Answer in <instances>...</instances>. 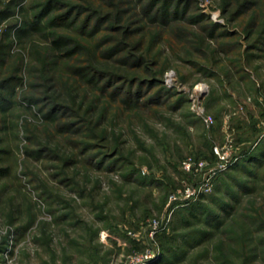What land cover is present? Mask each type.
Segmentation results:
<instances>
[{"label": "rangeland", "instance_id": "rangeland-1", "mask_svg": "<svg viewBox=\"0 0 264 264\" xmlns=\"http://www.w3.org/2000/svg\"><path fill=\"white\" fill-rule=\"evenodd\" d=\"M12 1L0 22V34L5 28L10 34L9 76L19 56L24 63L14 105L0 114V167L6 169L0 175V264H101L104 256L107 264H127L130 255L161 249L164 241L174 254L150 264H228V254L223 261L215 249L218 237L199 238L214 231L204 209L221 213L222 202L234 205L233 194L242 198L240 213L251 200L255 206L264 201V39L256 42L264 31V0L239 15L243 0H193L188 17L206 18L166 29L167 40L157 48L160 82L148 89L166 93L116 121L127 160L112 171L80 168L77 179L90 180L85 196L75 191L72 172L61 179L59 166L27 154L34 139L46 143L54 125L22 99L29 82L25 46L32 42L20 40L16 29L33 0H0V9ZM214 23L221 26L209 36ZM56 84L47 85L55 90ZM188 189L198 195L186 197ZM70 209L84 223L74 214L62 218ZM154 222L159 230L151 235Z\"/></svg>", "mask_w": 264, "mask_h": 264}, {"label": "trees", "instance_id": "trees-1", "mask_svg": "<svg viewBox=\"0 0 264 264\" xmlns=\"http://www.w3.org/2000/svg\"><path fill=\"white\" fill-rule=\"evenodd\" d=\"M192 2L33 0L24 10L21 27L16 29L20 40L32 42L25 46L29 48L25 64L29 82L28 91L22 99L27 104H35L41 112L42 122L53 124L54 127L48 132L46 143L34 139V145L28 147L27 154L36 159L43 157L52 161L54 169L59 166L61 179L67 176L68 171L72 172L75 191L82 196L90 195L87 189L90 180L84 182L77 179L82 172L80 168H88L89 174L92 169L104 167L112 171L114 163L127 160L122 147V134L116 132V121L124 114L156 103L165 92L158 90L150 93L148 90L160 82L162 74V65L156 68L160 60V49L157 48L162 41L166 42L165 33L169 26L188 19L198 23L199 19L206 18L202 13L188 17ZM254 2L239 1L240 9L234 14L239 15ZM12 5L13 1L0 9V22L9 16ZM220 26L211 24L209 36H213ZM247 28L246 32L249 33L251 26ZM33 33L38 38H34ZM218 34L221 36L226 32ZM263 35L264 31L258 33L256 42L264 39ZM9 37V29L5 28L0 34L2 115L14 105L12 98L16 94V85L22 80L19 71L24 63L23 57L19 56L17 66L9 76ZM150 38V47L144 48ZM252 44L254 46L251 48H257L255 43ZM259 49L262 51V47ZM37 72L41 77L37 76ZM38 78L43 83L38 82ZM48 82L57 85L55 90L51 86L48 88ZM65 90L69 101L62 97ZM2 118L0 123L5 122ZM107 159L110 160L109 164L105 163ZM5 170L0 167V175ZM69 180L65 179L67 182ZM249 188L243 186L246 193L250 192ZM232 198L234 205L227 201L220 204L221 213L204 209L205 223L213 227L216 233L203 231L199 241L212 240L214 235L218 237L215 249L223 261L228 254V264H264V201L255 206L251 200L242 207L240 213L242 198L234 197V194ZM236 203L239 206H235ZM71 214L74 212L70 209L62 218ZM73 216L77 217L76 222L84 223L85 220H80L76 214ZM97 232L98 229L91 232L92 238ZM169 239L174 241L173 238ZM160 250L162 255L159 260L174 254L173 247L165 241L161 243ZM107 262L108 257L104 256L101 264Z\"/></svg>", "mask_w": 264, "mask_h": 264}, {"label": "built area", "instance_id": "built-area-1", "mask_svg": "<svg viewBox=\"0 0 264 264\" xmlns=\"http://www.w3.org/2000/svg\"><path fill=\"white\" fill-rule=\"evenodd\" d=\"M167 76H168L167 81H171V74L169 73ZM204 119L207 123L210 122L209 118L205 117ZM187 164H190V163L188 162ZM187 166L189 167L190 165H187ZM198 192L199 191H197L196 189H193V190L188 189V190H186L185 194L187 195L186 197L189 198L190 196L198 195ZM157 230H159V227L154 222L153 223V229L151 231V235H153ZM160 256H161L160 248L153 249L151 247H147L142 252L130 255L127 264H150V263L157 261L160 258Z\"/></svg>", "mask_w": 264, "mask_h": 264}]
</instances>
